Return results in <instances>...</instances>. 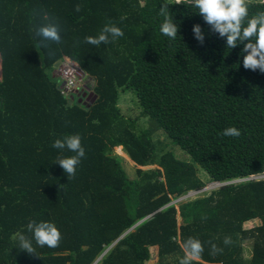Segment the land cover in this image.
Segmentation results:
<instances>
[{"label":"trees","instance_id":"trees-1","mask_svg":"<svg viewBox=\"0 0 264 264\" xmlns=\"http://www.w3.org/2000/svg\"><path fill=\"white\" fill-rule=\"evenodd\" d=\"M163 2L0 0V264H179L190 236L204 243L197 264H264V177L226 183L264 173V73L245 69L243 45L226 48V37L193 8L169 5L179 33L174 41L161 34ZM259 10L264 0H254L251 11ZM45 15L59 22L62 43L41 45L36 29ZM109 22L124 36L85 42ZM197 23L203 44L192 31ZM63 56L91 80L70 95L50 73ZM126 88L147 116L139 130L138 117L118 105ZM229 126L241 136L221 135ZM155 131L191 161L164 149ZM72 134L81 136L85 157L68 179L55 161L74 153L52 145ZM115 146L137 166L134 178ZM196 165L209 181L225 183L174 201L204 185ZM252 218L258 224L243 227ZM30 221L55 223L60 246L41 248L33 239L36 254L21 250L12 237L32 239ZM210 240L223 252L210 255ZM154 245L157 260L148 261Z\"/></svg>","mask_w":264,"mask_h":264},{"label":"clouds","instance_id":"clouds-1","mask_svg":"<svg viewBox=\"0 0 264 264\" xmlns=\"http://www.w3.org/2000/svg\"><path fill=\"white\" fill-rule=\"evenodd\" d=\"M253 2L254 0H164L159 7V15L163 17L160 32L173 41L176 40L179 33L180 25L174 22L169 5H185L193 8L196 13L203 17L211 32L218 33L220 37H226V48L233 49L238 45H243L241 52L244 53L243 66L245 69L259 70L264 73V10L252 12ZM81 8L82 5H76V11L79 12ZM44 18L48 22L36 29V35L42 38L40 41L41 45L48 47L45 41L62 43L59 22L54 18L49 19L47 15ZM192 31L196 40L203 44L205 33L201 25L199 23L194 24ZM123 36V30L114 23L109 22L103 26L97 36L85 37V42L99 46L102 43L114 42ZM241 134V131L234 126L225 128L221 133V135L227 137H239ZM52 146L59 150L67 149L68 152L74 153L68 156H58L55 161L67 174L68 179L74 178L77 166L80 165L82 158L85 157L81 136L72 134L62 139L58 138ZM246 177L239 178V181ZM206 218L202 217V219ZM27 229L32 233V239L22 233L14 234L12 239L13 241H18L19 248L30 255L36 254V248L32 242L33 239L37 246L50 249L58 248L63 239L62 233L53 222L30 221ZM207 243L210 247V255L215 256L223 252V248L213 241L210 240ZM231 243V237H224V245H230ZM180 247L184 255L180 259L179 264H197L204 253V243L191 236L184 240Z\"/></svg>","mask_w":264,"mask_h":264},{"label":"rangeland","instance_id":"rangeland-1","mask_svg":"<svg viewBox=\"0 0 264 264\" xmlns=\"http://www.w3.org/2000/svg\"><path fill=\"white\" fill-rule=\"evenodd\" d=\"M54 75H56L55 72H54ZM55 79H57V81L60 82V80L57 77ZM85 82H91V80L85 79L84 83ZM118 105L120 106V109L122 110V112L125 115L131 116V117H138L139 123H137V125H138L137 130H139L140 127H143L144 125L148 124V123H146L147 122V116L140 115L141 106L138 103L136 94H135L133 89L126 88L124 90L121 89L119 91ZM159 131L154 132V137L157 138V140H159V141L166 142L167 146L164 149H167V150L173 152L174 156L177 159L188 161V162L191 161L190 157L184 151L180 150L177 146L173 145L169 141V139L167 137H165L164 135H162L163 133L160 131L162 133L161 134ZM163 136L165 137V139ZM112 151H113V153L120 155V157H121L120 161H121L122 167L124 168V170L126 171L127 175L130 178H134L136 176L135 168L137 167L134 164V162L129 159V157L127 156V154L125 152H123L121 147L117 148V146H115L112 148ZM149 167H155V165L154 166H143L142 168L146 169ZM196 168H197L198 178L201 179L204 183V185L202 187V189L203 188L204 189L201 192V194H205L207 192H210L211 190L217 189L218 187H220L221 185L224 184V182L219 183V182L209 181V179H207L204 172L197 165H196ZM238 181H239V179H233V180L229 181V183H235ZM201 194H198V195H201ZM185 198H187L186 195H182L174 201H180L183 199H184L183 201H186ZM258 222H259L258 218H252V219L245 221L243 224V227H245V228L251 227V226L257 225ZM249 254H250V240L247 239V240H244L242 242V255L244 258H247L249 256ZM147 257H148V261H154V260L156 261L157 260V248L155 246L147 248Z\"/></svg>","mask_w":264,"mask_h":264},{"label":"built area","instance_id":"built-area-1","mask_svg":"<svg viewBox=\"0 0 264 264\" xmlns=\"http://www.w3.org/2000/svg\"><path fill=\"white\" fill-rule=\"evenodd\" d=\"M54 72L60 79L61 91L65 95H70L73 92H76L84 85L86 74L84 73V71H82V69L75 61L71 60L67 56H63V58L59 60V64L54 67ZM259 177H264V173L252 174L244 178L243 180ZM203 189H192L189 190L185 195L186 197H188L191 195L193 196L195 194H200Z\"/></svg>","mask_w":264,"mask_h":264},{"label":"water","instance_id":"water-1","mask_svg":"<svg viewBox=\"0 0 264 264\" xmlns=\"http://www.w3.org/2000/svg\"><path fill=\"white\" fill-rule=\"evenodd\" d=\"M59 64V60H57L55 63H54V67H56L57 65ZM89 94V93H87ZM84 95V94H81V96ZM77 95H74V97H76Z\"/></svg>","mask_w":264,"mask_h":264},{"label":"crops","instance_id":"crops-1","mask_svg":"<svg viewBox=\"0 0 264 264\" xmlns=\"http://www.w3.org/2000/svg\"><path fill=\"white\" fill-rule=\"evenodd\" d=\"M50 73H51L52 76H55V75H54V69H53L52 71H50ZM154 246H155V245H154ZM154 246H150V247H154ZM155 247L157 248V246H155ZM148 248H149V247H148Z\"/></svg>","mask_w":264,"mask_h":264}]
</instances>
